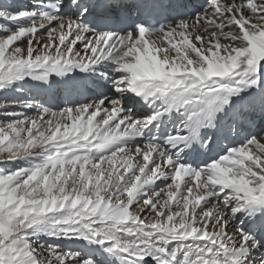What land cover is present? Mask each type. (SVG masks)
Returning a JSON list of instances; mask_svg holds the SVG:
<instances>
[{
    "label": "snow or ice",
    "instance_id": "obj_1",
    "mask_svg": "<svg viewBox=\"0 0 264 264\" xmlns=\"http://www.w3.org/2000/svg\"><path fill=\"white\" fill-rule=\"evenodd\" d=\"M0 33V264H264V0H3Z\"/></svg>",
    "mask_w": 264,
    "mask_h": 264
},
{
    "label": "bare ground",
    "instance_id": "obj_2",
    "mask_svg": "<svg viewBox=\"0 0 264 264\" xmlns=\"http://www.w3.org/2000/svg\"><path fill=\"white\" fill-rule=\"evenodd\" d=\"M2 2H3V0H0V3H2ZM24 2H28V0H24ZM0 35H3V34L0 33ZM146 39H148L150 42L153 41V40H158L157 37L148 36L147 34H146ZM178 43H179L178 39H174L173 40V44H178ZM25 87H26V89H31V90H34V91H40V89L43 86L40 85L38 81H32L28 85H26ZM41 102H43V101H41ZM20 110L22 111V109H20ZM27 115L30 116V117H35L37 115V112L35 111V109H33L31 111H27ZM9 166H11V165H9ZM185 179H187V177H185ZM201 179H203V176L201 177ZM182 187H183V185H182Z\"/></svg>",
    "mask_w": 264,
    "mask_h": 264
},
{
    "label": "rangeland",
    "instance_id": "obj_3",
    "mask_svg": "<svg viewBox=\"0 0 264 264\" xmlns=\"http://www.w3.org/2000/svg\"><path fill=\"white\" fill-rule=\"evenodd\" d=\"M3 3V2H2ZM11 111H21L20 109H11ZM0 119H3L2 117H0Z\"/></svg>",
    "mask_w": 264,
    "mask_h": 264
}]
</instances>
